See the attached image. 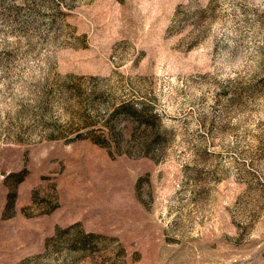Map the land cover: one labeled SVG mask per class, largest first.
Listing matches in <instances>:
<instances>
[{
	"label": "rangeland",
	"instance_id": "374dc122",
	"mask_svg": "<svg viewBox=\"0 0 264 264\" xmlns=\"http://www.w3.org/2000/svg\"><path fill=\"white\" fill-rule=\"evenodd\" d=\"M0 264H264V0H0Z\"/></svg>",
	"mask_w": 264,
	"mask_h": 264
},
{
	"label": "trees",
	"instance_id": "16d2710c",
	"mask_svg": "<svg viewBox=\"0 0 264 264\" xmlns=\"http://www.w3.org/2000/svg\"><path fill=\"white\" fill-rule=\"evenodd\" d=\"M80 135V134H79Z\"/></svg>",
	"mask_w": 264,
	"mask_h": 264
}]
</instances>
